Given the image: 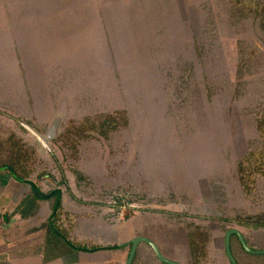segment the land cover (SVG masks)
Returning a JSON list of instances; mask_svg holds the SVG:
<instances>
[{
	"label": "rangeland",
	"instance_id": "rangeland-1",
	"mask_svg": "<svg viewBox=\"0 0 264 264\" xmlns=\"http://www.w3.org/2000/svg\"><path fill=\"white\" fill-rule=\"evenodd\" d=\"M262 79L264 25L236 0H0V141L13 134L26 154L29 194L62 191L48 223L99 249L44 262L38 222L18 245L41 258L29 264H126L136 238L192 264L195 227L209 232L213 264H231L228 225L264 250V230L239 222L264 217V178L250 201L236 168L261 146ZM116 112L126 126L64 147L67 129ZM233 254L264 264L235 239ZM132 264L163 263L140 243Z\"/></svg>",
	"mask_w": 264,
	"mask_h": 264
},
{
	"label": "trees",
	"instance_id": "trees-1",
	"mask_svg": "<svg viewBox=\"0 0 264 264\" xmlns=\"http://www.w3.org/2000/svg\"><path fill=\"white\" fill-rule=\"evenodd\" d=\"M236 2L239 4H244L248 7V9H251L256 20H259L264 25V0H256L255 4H252L249 0H236ZM260 82L264 85V79L260 80ZM101 118L104 121H99V119L93 121L92 119L88 118L84 125L80 124L78 127L73 126L71 129H67L65 134L62 136L64 147L72 149L73 153L75 154L79 141H87L93 138L95 135L104 137L109 130H116L127 125V118H125L124 114L121 112H116L115 114L106 115ZM258 131L260 132L261 138L260 148L249 151L246 156L237 161L236 166L241 191L250 201L256 200L258 181L264 178V124H260V126L258 124ZM13 138L14 135L11 134L8 139H6V142L3 143L0 141V156H5V160H0V170H8L15 181L23 182L31 175V168H29V171L27 170V156L24 153L21 154L22 149L19 148L20 144L18 145L17 140ZM5 149L8 150V154L5 153ZM50 198L54 201V203L52 214L47 220L46 225L43 226L47 233V249L44 252V262L45 259L58 257L60 253H63L62 251L69 252L77 250L82 252H94L99 250L95 247L92 249H87L85 246H77L71 243L55 226L51 225V223H48V221L53 220L54 218L56 221L59 216V211L61 210L62 206L60 191H55L50 195H44L40 190H38V188L33 189V187H31V193L27 196L22 204L23 217L30 218L36 216L40 209L39 202L42 199L48 200ZM241 221H244V223L241 224L243 227H249L254 231L264 230V217L262 216L258 218H247L245 220H240L239 222ZM228 226L230 227L229 229H234L230 225ZM241 234L243 235L242 232ZM234 239L238 242L242 251L247 255L248 253L243 249L238 236L233 235L231 237V253L238 264L237 258L233 254ZM187 242L192 264H213L211 261L213 258L212 240L206 228L195 227L194 229L190 230L187 234ZM118 248L119 247H113V249ZM47 252L48 258L46 256ZM52 252H55V254Z\"/></svg>",
	"mask_w": 264,
	"mask_h": 264
},
{
	"label": "crops",
	"instance_id": "crops-1",
	"mask_svg": "<svg viewBox=\"0 0 264 264\" xmlns=\"http://www.w3.org/2000/svg\"><path fill=\"white\" fill-rule=\"evenodd\" d=\"M0 171V264H29V253L36 258L37 262L41 259L39 255L29 250V246H18L29 238L30 231L34 225L46 223L52 212L49 206L51 199H42L36 223L33 217H23L22 204L29 195V183L26 181L17 182L9 174ZM44 214V215H43ZM39 222V223H38ZM46 233V232H45ZM43 232V242L46 234ZM11 243H16L11 247ZM16 246V247H15ZM44 246V243H43ZM73 252H82L74 250ZM67 264V260L57 259L54 263ZM41 263V262H40ZM53 263V264H54ZM69 263V262H68ZM74 264V263H72Z\"/></svg>",
	"mask_w": 264,
	"mask_h": 264
},
{
	"label": "water",
	"instance_id": "water-1",
	"mask_svg": "<svg viewBox=\"0 0 264 264\" xmlns=\"http://www.w3.org/2000/svg\"><path fill=\"white\" fill-rule=\"evenodd\" d=\"M58 116H56L54 119H56ZM58 120V119H56ZM52 123V122H51ZM58 124V122H56L54 124V126ZM46 144L48 142V140L46 138H41ZM33 189H36L34 185H32ZM233 235L238 236L243 249L250 255H254V256H264V250H253L251 249L245 239L244 236L241 234V232L238 229H229L228 231H226L225 233V237H224V250H225V254L228 258V260L230 261L231 264H237L235 258L233 257L232 253H231V237ZM140 243H145L147 245H149L151 247V249L153 250V252L155 253V255L157 256V258L164 264H179L177 262H173L170 261L168 259H166L163 254L161 253L160 249L150 240L146 239V238H136L134 240H132L130 242L131 245V250L128 256V259L126 261V264H132L136 255V251L138 248V245Z\"/></svg>",
	"mask_w": 264,
	"mask_h": 264
},
{
	"label": "flooded vegetation",
	"instance_id": "flooded-vegetation-1",
	"mask_svg": "<svg viewBox=\"0 0 264 264\" xmlns=\"http://www.w3.org/2000/svg\"><path fill=\"white\" fill-rule=\"evenodd\" d=\"M31 186V185H30ZM32 187V186H31ZM57 191H60V199L62 198V191L61 190H57ZM53 192H55V191H52V192H49V193H43L44 195H50V194H52ZM51 199V198H50ZM188 243V242H187ZM130 244V243H129ZM151 248V247H150ZM188 249H189V247H188ZM190 253V252H189ZM190 255V254H189ZM157 257V256H156ZM191 258V257H190ZM191 260V259H190ZM160 261V260H159ZM164 264V263H163Z\"/></svg>",
	"mask_w": 264,
	"mask_h": 264
}]
</instances>
